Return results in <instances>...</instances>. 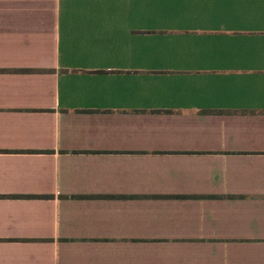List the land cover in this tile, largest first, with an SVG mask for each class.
I'll list each match as a JSON object with an SVG mask.
<instances>
[{
    "label": "crops",
    "instance_id": "obj_1",
    "mask_svg": "<svg viewBox=\"0 0 264 264\" xmlns=\"http://www.w3.org/2000/svg\"><path fill=\"white\" fill-rule=\"evenodd\" d=\"M0 264H264V0H0Z\"/></svg>",
    "mask_w": 264,
    "mask_h": 264
}]
</instances>
